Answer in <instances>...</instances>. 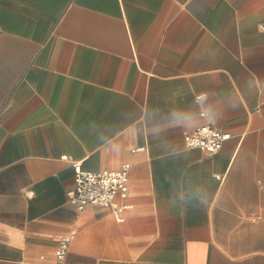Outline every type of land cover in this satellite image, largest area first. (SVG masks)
<instances>
[{"label": "crops", "instance_id": "0c3cea01", "mask_svg": "<svg viewBox=\"0 0 264 264\" xmlns=\"http://www.w3.org/2000/svg\"><path fill=\"white\" fill-rule=\"evenodd\" d=\"M262 24L264 0H0V264H56L67 236L64 264H264ZM204 91L219 152L137 135ZM73 160L131 164L123 221L69 199Z\"/></svg>", "mask_w": 264, "mask_h": 264}, {"label": "built area", "instance_id": "2783aa9c", "mask_svg": "<svg viewBox=\"0 0 264 264\" xmlns=\"http://www.w3.org/2000/svg\"><path fill=\"white\" fill-rule=\"evenodd\" d=\"M261 27L264 28V24ZM229 138L230 132L213 124H206L186 133L185 144L188 148H201L206 153L214 154L222 149L224 142ZM63 159L69 160L70 157L64 155ZM72 164L75 169V186L68 191L69 199L77 202L80 208L90 204L110 207L115 218L123 221V212L131 205L119 203L117 197L128 196L131 164L125 163L120 168L101 171L85 170L82 162L76 160H73ZM71 237L61 238L56 250V264H64Z\"/></svg>", "mask_w": 264, "mask_h": 264}, {"label": "clouds", "instance_id": "9594fccd", "mask_svg": "<svg viewBox=\"0 0 264 264\" xmlns=\"http://www.w3.org/2000/svg\"><path fill=\"white\" fill-rule=\"evenodd\" d=\"M236 105L233 104L232 107ZM221 113L209 103L207 91L196 94L193 99V107L172 108L165 111L159 109L145 108L142 114L143 127L136 130L137 135L144 130L153 138H160L163 133L171 129H191L198 127L202 121L216 122ZM101 144H107L105 136L98 137ZM200 204H205V197L198 191L195 194Z\"/></svg>", "mask_w": 264, "mask_h": 264}]
</instances>
